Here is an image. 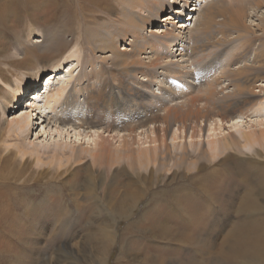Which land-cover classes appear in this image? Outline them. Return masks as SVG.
<instances>
[{
  "label": "rangeland",
  "instance_id": "rangeland-1",
  "mask_svg": "<svg viewBox=\"0 0 264 264\" xmlns=\"http://www.w3.org/2000/svg\"><path fill=\"white\" fill-rule=\"evenodd\" d=\"M167 1L172 2V0ZM89 2L79 5L73 2L68 3L65 0H31L24 3L27 9L26 14H22V17L20 15L16 16L14 20L11 19V10H13L9 8L11 4L6 3L8 8L5 15L3 11L0 12V264H186V257L192 260L202 259L200 254L205 253V249L199 244L200 236L205 235L207 240L215 243L222 238L233 224L239 225L238 228L242 226L244 229H246V226L251 225L257 230L255 238L257 239L261 235L259 239L264 240V231L260 230V228H264V190H261L264 188V179H262L264 174V148L261 150L259 147L254 146L251 149H242V152L228 150L224 155L222 154L221 158L211 162L207 161L206 156L202 158L199 165H206L212 169L227 170L228 173L234 175L233 179L224 180V188L220 186L219 190V195L223 200L230 197L232 202L226 200L227 205L224 207H217L216 205L212 213L207 202L198 199L193 194L197 189V184L202 183L204 174L200 173L199 178H194L190 172L186 174L185 169L181 168L177 175L178 170L175 166L172 167V163L169 162L163 171L155 170L156 166L152 168L154 174L150 176L148 173H150L151 165L148 166L147 170L139 169L131 159H120L115 155L112 158L104 155L105 158L99 156L92 159L85 153H82L79 158L74 157V153H77L78 148L83 151L88 150V148L86 141H82L81 144L77 142L75 134H78V131L68 128L61 121H57L61 125L59 128H57L58 125L55 126L54 124L58 118L57 112L63 108L61 103L64 101L65 96L71 103H84L87 91L77 92L76 90L93 85L94 92L97 89L98 91L99 89H107L105 93L106 97H109L108 90H110V87H103L102 78L100 77L104 76L103 79L112 80L114 84L115 80L122 77L123 72L122 68L116 66L112 67L113 69L110 68V64H107V62L100 65L101 62L95 58L100 53L97 50V45L83 43L82 38L78 39L77 31L81 33L90 32L86 28L87 25L82 22L83 18L92 16L94 21L88 27L91 29L100 28L107 40L108 34L118 32L119 27L116 21L121 19L125 12L121 10L120 5L118 7L114 6L112 0H91ZM106 2L109 3V6L106 5ZM126 2L127 0H123L122 3ZM212 2L216 4L219 0H210V3ZM4 5L0 1V11ZM180 8L177 6V10H175L179 11ZM18 10L23 13L22 8H18ZM48 10L49 14L46 13ZM140 14L142 16L146 15L144 12ZM171 14L169 11L164 16L167 15L175 23L178 14L174 15L175 18ZM48 15H50L49 21L45 19ZM75 15L80 16V19H76L73 24L66 23L67 18ZM185 16V18L181 16L182 18L179 20L181 22L177 26L185 22L186 26L189 24L188 28L193 27V21H188L187 13H185ZM141 18L145 20V24L143 31L139 32V36L145 37L144 46L146 48H142L147 51L142 53L143 49H140L141 58L146 62L150 58L152 61H161L159 65L168 60L175 61L176 59L169 57L170 51L166 54L167 60H161L165 54L164 45L166 40L162 38L155 39L152 36L154 32L150 33L151 31H158L161 25L156 23L150 26V21L145 19L147 16ZM57 22L59 26L67 24L71 27L69 29L67 25H64L62 31L60 30V34H63L60 39H65L70 44L65 48L61 43L59 53L57 50L52 51L53 41L49 37L45 40V32ZM244 22L245 27L249 28L248 30L252 34L249 38L253 42L252 45L257 39L264 41V10L249 15ZM209 35L210 33L193 39V41L189 39L187 49L188 47L191 48L188 49V56L183 58L184 60L188 59L185 63L187 70L184 71L187 73L191 71L190 74L188 73L189 75L198 74V77L204 83L223 82L224 73L228 69H235L243 63L251 64L254 53L248 51L247 47L246 49L243 48V43L248 40L245 34H242L243 42L233 38V40L225 42L221 46H216V41L213 40L212 36L208 37ZM127 36L130 37V34ZM154 39L161 41V44L153 43ZM20 44L24 48L19 47ZM130 44H132L130 40H118L119 50L129 49L132 50L129 51L132 53L134 49L131 48ZM16 45L19 47L18 50ZM74 47L78 48L76 55L72 54V51L76 50ZM240 47L243 48V53ZM176 49L174 48L173 55L174 53L177 54ZM105 52H107L106 48ZM262 52L264 53V47ZM32 54L41 57L34 58L36 55ZM176 54L174 56H177ZM91 62L93 67L90 66ZM57 63L62 68L51 80L49 76H51L53 67ZM171 64L158 65L156 68H150L152 70L148 69L147 77L152 78L149 80L151 84H149L148 90L156 96L158 95V99L169 96L162 93L167 91L166 88L172 83L175 86L179 84L184 88L189 86L185 85L183 81L177 82V71L172 66L174 63ZM74 65L76 67L69 75L68 69ZM99 66H103L107 73L104 70L100 74L93 72ZM161 71L166 74H158ZM79 76L82 78L78 82ZM143 76L145 75H138L137 79L140 80ZM67 79L69 81L66 83ZM33 80L38 82L33 84ZM223 84H226V82H223ZM255 84L259 88L263 87L264 80ZM63 87L66 90L57 98L56 102L47 99V92L50 97ZM113 87L115 92L116 87L114 85ZM92 88L90 87L88 90L91 91ZM259 88H252V90L257 92ZM17 92L23 95L20 101L16 99ZM69 92L71 95L68 96ZM192 93L198 98L201 97L198 89H195ZM36 95L40 96L37 107L30 109L29 104L26 103L31 102ZM74 98L77 102H73ZM106 103L108 104L107 101ZM233 103L235 102H232L231 106H234ZM237 103H239V106L236 108L242 109V104ZM107 104L100 103L95 107L97 113H92L89 120H99L100 123L93 128L102 127V130L106 129L107 121H102L101 116L102 112L105 113L106 107H108ZM126 104L127 109L123 105L124 109L122 111L124 113L121 114L126 119L124 127L112 126L108 133L110 137L103 138L109 142L111 148L106 144L109 150H119L121 142H127L128 133H124L123 130H139L142 124H146L147 127L151 123L149 121L144 123L145 120L137 117L138 114L134 110L136 111L138 107L135 104L133 107L129 100ZM40 108H48L49 110H45L46 113L44 112L40 116L38 115ZM104 108L106 109L104 110ZM80 109L77 107L76 110L72 111L73 117L76 116V113H80ZM117 110L120 111V109ZM219 111L229 113L228 108ZM23 113L29 114V130L24 133L22 138L19 134L17 139L12 133H7V129L12 119L16 116H22ZM247 113L248 116L245 119L241 118L237 121L238 123L234 129H229L230 124L228 127L225 126L224 132H221L223 131L221 128L220 134L216 138L220 139V137L225 136L227 129L236 137L240 132L248 131L247 128L251 127V130L264 131V94L261 95L260 101L254 108L252 107ZM78 118L77 120L68 121L66 125L77 127L87 119L85 114L78 116ZM130 118H132V121ZM47 121H50V124ZM206 129L201 133L203 139H206L207 136ZM57 130L59 133H57ZM79 131L82 135L83 130ZM117 132H121L118 134L120 136L115 134ZM200 139L202 138H199L197 142ZM165 140L172 153L170 156L174 158L173 154L177 153V146L181 147L184 140L176 139L172 143L170 142V136ZM186 141H189L188 138ZM205 144L206 140L203 141V145ZM5 145L9 147L5 148ZM14 145L18 146L23 154H17ZM137 145L136 143L131 147L133 151L136 150ZM121 150L122 148L120 149L122 155ZM223 157H225V160H223ZM246 157L251 161L238 165L236 158L246 160ZM172 158H167V160ZM194 158L190 154L189 159ZM218 160L221 161L217 164ZM206 172V179L213 181V173ZM173 175L176 176L174 179ZM88 180L95 187V195L92 199L85 189ZM172 191L177 193L171 194ZM154 192L162 193L161 197L151 200ZM251 193L256 197V205L259 206L251 211L249 209H236L241 199H248ZM188 194L192 199L185 198V195ZM6 197L10 199L9 202ZM133 197L141 202L134 208L132 206L136 200L133 201ZM199 201L206 215L211 213L210 223L218 227V231L215 230L216 236L210 235L214 232L208 227L203 231H199L194 237H188L191 246L178 251L176 255L174 252L166 253L164 250L167 248V245H165L166 240H160L163 232H158L156 227L163 226L162 220L167 216L176 215V212L177 215H182L178 217L180 220L177 221L176 215L174 220H170V222L177 228L182 227L188 221L186 215H189L187 211L188 207L191 206L190 202L197 204ZM168 204L172 207H168ZM146 205H148V208L145 210ZM182 209L185 211L184 214ZM233 210H235V213ZM173 211L174 213L170 215ZM141 212L143 216H141ZM148 217L153 221L158 220L157 223L150 224ZM224 220L225 223L223 224ZM155 230L158 239L148 238L147 233ZM181 230L186 233L185 227ZM174 231L177 232L178 229L175 228ZM144 233L146 235L142 238ZM177 238L183 239L178 234L173 237L168 235L167 240H169L171 247L177 246ZM138 244L146 249H153L148 253L139 252L136 254L132 251H126L129 250L130 246H137ZM217 253L218 251H213L212 255ZM216 256L213 259H208L206 264H230L229 259L223 261L220 256ZM161 259H163L162 262H160ZM234 261L231 264H239L237 260Z\"/></svg>",
  "mask_w": 264,
  "mask_h": 264
},
{
  "label": "bare ground",
  "instance_id": "bare-ground-1",
  "mask_svg": "<svg viewBox=\"0 0 264 264\" xmlns=\"http://www.w3.org/2000/svg\"><path fill=\"white\" fill-rule=\"evenodd\" d=\"M0 1H2L5 4L2 10L0 11L1 13L3 11L4 15L8 8L7 7L8 4H11V6H9L10 9H13L11 10L12 13L11 19L14 20L16 16L20 15V17H22V14L23 15L26 14L27 9L24 3H27L28 1L31 0H0ZM65 1H67L68 3L73 2L82 5L85 3H90L89 1L91 0H65ZM122 2L123 0H112L114 6L118 7L120 5L121 10L125 13L123 14L121 19L116 21V24L119 27L118 32L115 31L114 34L113 33L108 34L107 40L100 28L91 29L88 27L90 24H92L91 22L94 21L92 16L83 18V22H82L83 24L87 25L86 28H88L90 32L81 33L77 31L78 32L77 37L78 39L82 38L83 43L86 42L89 43L90 45H95V44L97 45V50L100 53L98 57H95L96 55L94 57L97 59V61L101 62L99 64L104 65L107 62V64H110V68L115 66L122 68L123 69L122 77L119 78V80H115L114 84L112 80H105L103 79L104 76L100 77L102 78L101 81L103 87L105 88L110 87V90H108V94L110 95L109 97H106L105 91L107 89L106 90L99 89V91L97 89L94 92L93 85L90 86L91 88L93 87L91 91L88 90L90 89V87L87 86L76 90L77 92L87 91L84 97V103L81 104L71 103L67 100V96H65L64 101L62 99L63 102L61 103V106H63V108L57 112V116L59 119L57 118L54 124L55 126L58 125L57 128H59L61 125H59L57 121H61V123L65 124V126H68V128H73L74 131H78V134H75L77 142L81 144L82 141H86V146L88 150L83 151L78 148L77 153H74V157L79 158L82 153H85L86 155L90 156V158L92 159H95L96 157L99 156L104 157V155L112 158L113 155H115L117 158L120 159L122 158L131 159V161L135 163L136 164L135 166H137L139 169L142 168L144 170H147L148 166L151 165V168L149 169L150 173H148L150 174V176L154 174L152 168L156 166L155 170L163 171L168 166L169 162L172 163V167L175 166V168L178 170L177 175L179 174V170L181 168L185 169L186 174L190 172L194 178H199L200 173L204 174V178H202V183L197 184V189L193 194L196 195L198 199L206 201L212 213V210L213 208L216 207V205L217 207H224L225 205H227L226 200L232 202L230 197H228L226 200H223L222 197L219 195V190H220V186L221 188H224V183H223L224 180L228 178L233 179L234 175L233 173H228L227 170H220L217 168L212 169L207 167L206 165H202V164L199 165V162L202 160V158L206 156L208 158L207 161L211 162L215 159L221 158L222 154L224 155V153H226V151L228 150H235L238 152H242V149H247V148L251 149L254 146L259 147L261 150L262 148H264V131L251 130L252 127L247 128L249 129L248 131L240 132L237 135V137L231 132H229L227 129L226 135L224 134L225 136L220 137V139L216 138V136L220 134L221 128L223 129V131L221 132H224L225 131L224 128H226L225 126L228 127V125L230 124L231 126L229 127V129H234L239 119L240 120L241 118L245 119L248 116L247 112L250 111L252 107L254 108V106L260 101L261 95L264 94V86L259 88L255 84L256 82H261L262 80H264V53L262 52V48L264 47V41L257 39L256 40L257 43L255 42L252 45L253 43L251 42L252 40H249L250 35L252 34L249 32L248 30L249 28L245 27V22H244V20L247 19L249 15L256 14L260 10H264V0H219V2H217L216 4H214V2L210 3V0H172V2H169L167 0H127L126 3H122ZM106 5L109 6V3L106 2ZM177 6L178 8H180L179 11H176ZM191 6H193L192 7L193 9L191 8ZM18 8H22L23 13L19 11ZM169 11L172 13L171 15L174 18H175L174 15L178 14L175 23L174 20L169 18L167 15L164 16V14ZM142 12H144V14L146 13V15L142 16L140 14ZM46 13L49 14V10L46 11ZM185 13L188 14L187 17L188 21L190 22L193 21L192 22L193 27L191 28H188L189 24L186 26L185 22H182L179 26H177L181 22L179 21L180 18L186 17ZM146 16L147 18L145 19H148L150 21L149 22L150 26L156 23L158 25L159 24L161 25L158 31L150 32V33L154 32L153 33L154 35L152 36H154L155 39L159 40L162 38L166 40L164 45L165 54L164 57L161 58V60L162 59L167 60L168 57L166 54L167 52L170 51L169 57L176 59L175 61L171 62L170 60H168L165 61L164 64L162 62V64L159 65V63H161L160 60H159L160 62L152 61L150 58L149 60L147 59L148 61L146 62L144 61L143 58H141L142 55H140V49L142 47L144 49L146 48L144 46L146 41H144L145 37H141V35L139 36V32L143 31V26L145 24V20L141 17H146ZM49 18L50 15H48L47 18L45 17V19L48 21ZM76 19L79 20L80 16L75 15L69 17L66 19V23L73 24ZM48 21L46 22L49 23ZM64 25L67 24H63V26H59L57 22L45 32V40H47V38L49 37L53 41L52 51L57 50V52L59 53V46L61 45V43H63V46L65 48L68 47L70 44L65 39H60V36H63V34H60V30L62 31ZM67 27L71 29L70 25H67ZM209 33L210 35L208 37L210 36L213 37V40L216 41V46H221L225 42H229L233 40V38L237 39V41L242 40L243 42L244 40L242 34H245V36L248 37V40L243 43V48L246 49L247 47L248 51L254 53L253 59L251 60V64L243 63L240 67H236L235 69H228L224 73L223 82H226V84H223V82L220 81L204 83V81L198 77V74L189 75L191 71L188 72L189 74L186 71H184L186 69L185 63L188 61V59L184 60L183 58L185 56L186 57L188 56L187 55L188 49L191 48L188 47L187 49V46L189 45V39H192L190 41H193V39L202 37L204 35H208ZM128 34H130V37L127 36ZM125 39L130 40V42L132 43L130 44L132 46L131 48L134 49L132 53L129 52L132 50L129 49L119 50L118 48V40L124 41ZM155 39L153 40V43L161 44L160 43L161 41L159 42L158 40ZM16 46H17V50L19 47L24 48V46H22L21 44L19 45V47L18 45ZM74 48L76 50L72 51V54L76 55L78 53V48L77 47ZM105 48L107 49V52H105ZM174 48H177L176 49L177 54L174 53V55L176 54L177 56L173 55ZM243 48L240 47L242 53H243L242 51ZM90 49L94 51L92 48ZM144 49L142 53L147 52L144 51ZM32 55H36V54H32ZM39 56L40 55H36L34 56V58H37ZM175 57H179V58H175ZM28 58L30 57L28 56ZM171 63L174 64L172 65ZM179 63L180 65H178ZM166 64H171L174 67V69L177 71V77H176L177 82L183 81L185 85L187 84L189 86L187 88H184L179 84L175 86L172 83L171 85H169L168 88H166L167 91H164L163 93L161 92L162 94H167L169 96H165L163 98L162 96H160L162 99H158V95L156 96L152 91L148 90L149 84H151V81L149 80H151L152 78L147 77V72L148 69L150 68H156L158 65L163 66ZM90 66L93 67L92 62ZM75 67L76 65L70 67L69 69L67 68L69 71V75L72 73ZM61 68L62 66H60L59 63H57L53 67V72L51 74L52 77L49 76V78L53 80L55 76L59 73V70ZM103 70L106 72L103 66L102 67L99 66V68L97 70L94 69L93 72L95 73L97 72L98 74H100ZM158 74L165 75L166 73L164 71L163 72L161 71V73ZM138 75L141 76L145 75V76H143V78L139 80L137 79ZM81 78L82 77L80 76L78 77L77 79L78 82L81 80ZM36 79H38V77H36ZM187 80H191V81H187ZM68 81L69 80L67 79L66 83ZM37 82H38L37 80H33V84ZM113 85L116 87L115 92L113 89L114 88ZM252 88L253 89L259 88V90L255 92L252 90ZM195 89H198V93L201 94L200 98L193 95L192 92H194ZM65 90L66 88L64 87L60 88L57 91V93L51 95L50 97L47 94L48 93L47 92L46 93L47 99H51L53 102H56L57 98H59V96ZM17 94L18 95L16 99L20 101L23 95L20 92H17ZM69 95H71L70 92L68 93V96ZM39 99L40 96L36 95L32 98L31 102H27L26 104H29L30 109H35L37 107L36 105ZM73 100H74L73 102H77L75 98ZM127 100H129V102L133 105V107L134 104L136 105V107H138L136 111L134 110V112H137L138 114L137 117L139 119L145 120L144 123H147V121L151 123L148 124L147 127L145 126L146 124L144 125L142 124L139 129L140 131L137 129L136 130L128 129V131L123 130L124 133L126 132L128 133L127 134L128 139H126L127 142L125 141L123 143L121 142V144L119 145L120 149L122 148L121 150L122 155H121L120 149L109 150L106 147V144L109 145V148H111L110 144L108 141L104 140L103 138L110 137L108 133L110 131L109 129H111L112 126L124 127L123 125L126 119L121 114L124 113L122 111V109H124L123 105L127 109V104H126ZM106 101L108 102L109 105L106 103ZM232 102H235L233 103L234 106H231ZM237 102H240L242 104V109L236 108L239 106V103ZM100 103L102 104L105 103L108 106L106 107L107 109L104 108V110L106 109L105 113L102 112V116H101L102 121L103 120L107 121V127L105 130H102L101 129L102 127L98 129L93 128L99 125L100 123L99 120H89L92 113H97L95 112V107ZM77 107H79V109L82 107V109L79 110L80 113H76V116L73 117L72 111L76 110ZM48 108L46 109L40 108L41 110H38L39 112L38 115L40 116L43 115L45 110H49ZM225 108H228L229 113L227 111L225 112L219 111ZM231 108L234 109L231 110ZM117 109H120V111ZM84 114L86 115L87 119H85L83 123H80L79 126L76 127V126L66 125L68 121L77 120L79 119L78 116L80 115L83 116ZM130 120L132 121V118H130ZM47 122L50 124V121ZM29 124H30L29 114L23 113L22 116L19 117L16 116L14 117V119H12L7 129V133H12L13 136H15L17 139L20 134V138H22L24 137L23 136L24 133L29 130ZM81 129L83 130L82 133L84 135L83 134L81 135L79 131ZM205 129L207 132V136L206 139H203V137H201V133ZM217 131H219V133H217ZM57 133H59L58 130ZM119 133L121 132H117L115 134L118 135ZM169 136H170V142L172 143H174L173 141L176 139L181 140V138H183L182 140H184L183 145L181 147L177 146L176 148L177 153L173 154L175 156L174 158L170 156V154L172 153L170 152L168 144L166 143L165 140ZM187 138L189 140L188 142L186 141ZM199 138L202 139H200V141L197 142ZM135 140L138 141L135 142ZM204 140H206L205 145H203ZM136 143L138 145L136 147V150L133 151L131 147H133V145ZM7 147L9 146H6L5 148ZM14 147L16 149L17 154H23L22 150L18 146L14 145ZM179 152L181 153L179 154ZM190 154L191 157H195V158L189 159ZM167 158H172V159L167 160ZM246 158H247L246 160L236 158V160L238 161V165H243L245 162L251 161L248 157ZM223 160H225V157H223ZM219 161L221 160H218L217 164L219 163ZM206 171L213 173L212 176L213 181L206 179L207 176ZM175 177L176 176L173 175V179ZM262 179H264V174L262 176ZM85 189L87 194L92 199V197L95 195L94 184L90 183V181L88 180ZM261 190L263 191L264 188ZM176 193L177 192L175 191L171 192V194H176ZM161 195L162 193L160 192H154L151 200L153 198L161 197ZM230 196H232V194H230ZM185 198L192 199L190 194L185 195ZM255 198L256 197L253 196V193H251L248 199L245 198L241 199L238 207L236 206L237 207L236 209H246V210L249 209L250 211L255 209L256 207L259 206L256 205ZM6 200L8 202L10 201L8 197H6ZM133 201H135L132 206L133 208L141 203L137 201L136 197H133ZM190 204L191 206L188 207V211H187L189 215H186L188 221L187 223L182 225V227L177 228V226H174L173 223L170 222V220H174V216L177 215V212L175 213L176 215L167 216L165 219L162 220V225L165 227V229L163 226H161L160 228L156 227V230L158 232H163L161 236L162 239L160 240H166L165 245H167V248L164 249L166 253L174 252V254L176 255L178 254V251H181L182 249L191 246L190 242L188 241L189 240L188 237H194V235H196L199 231H203L208 227L212 229V232H214L213 234H210L211 236L216 234L215 230L218 227L216 225H213V223H210L211 213L209 215H206L205 211L203 210V207L200 204V201L197 204H194L193 202L192 203L190 202ZM168 207L171 208L172 206L168 204ZM229 207L231 208V206ZM147 208L148 205H146L145 210ZM174 211L170 213V215H172ZM182 212L184 214L185 211L182 209ZM233 212L235 213V210H233ZM140 214L141 216H143L142 212ZM179 216L182 215L181 214L177 215V221L180 220L178 218ZM148 219H149L148 221L151 222L150 224L152 225L156 224L158 221V220L153 221L152 219H150V217H148ZM224 223L225 220L223 224ZM238 226L239 225L233 224L231 227L228 228V231L222 236V238H220V240H218L215 243L214 241L207 240L205 235L200 236L198 241L200 246L205 249V253L200 254L202 258L201 260H197V259L192 260L191 258L186 257L187 259L186 264H206V261L210 258L213 259L215 255H217L216 257L220 256L223 261L229 259L230 264L232 262H235L234 260H237L239 264H264V240L259 239L261 235L258 236L256 239L255 234L257 233V230H255L251 225L246 226V229H244V227L242 226L238 228ZM183 227L186 228L187 235L184 231L181 230V228ZM175 228L178 229L179 232L178 231L175 232L174 231ZM133 230L132 232H134ZM156 230L153 232L152 231L148 232L147 233L148 238L158 239L156 238L157 236ZM260 230L264 231V228H260ZM135 231H137V229H135ZM216 231H218V229ZM249 231L250 234L248 233ZM177 234L180 235V237H183V239L177 238L178 239L177 246L171 247L169 240H167V237L168 235H171L172 237L177 236ZM145 235L146 234L144 233L142 238L145 237ZM152 249L153 248L146 249L142 245L138 244L137 246L135 245L130 246L129 250L126 251L127 252L132 251V253L136 254L139 252L148 253ZM213 251L215 252L218 251V253L212 255ZM162 260L163 259H161L160 262H162ZM129 261L131 262L132 260ZM132 263L134 262L132 261Z\"/></svg>",
  "mask_w": 264,
  "mask_h": 264
}]
</instances>
